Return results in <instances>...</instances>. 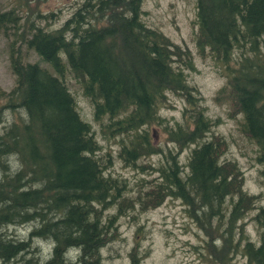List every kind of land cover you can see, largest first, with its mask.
I'll return each instance as SVG.
<instances>
[{
  "label": "trees",
  "instance_id": "trees-1",
  "mask_svg": "<svg viewBox=\"0 0 264 264\" xmlns=\"http://www.w3.org/2000/svg\"><path fill=\"white\" fill-rule=\"evenodd\" d=\"M15 1L27 9L36 0ZM194 2L196 52L219 64L225 83L215 100L223 96L229 118L240 116V132L256 146L257 162L263 164L264 184V0ZM141 5L142 0H80L55 30L33 24L31 15L19 25L13 10L0 13L14 76V86L0 91V116L21 108L25 119L18 117L0 131V230L30 228L21 241L0 233V264H42L38 241L50 247L43 264H101L100 251L113 241L117 218L157 208L167 198L189 208L187 216L204 232V261L230 264L239 254L247 264H264V203L244 190L238 165L222 158L225 140L213 135L204 140L215 123L187 82L192 55L149 26ZM27 52L33 61L24 59ZM66 75L80 86L101 132L118 138L117 159L140 174H155L139 180L135 194L127 195L124 180L108 173L110 156L99 154ZM168 94L186 105L179 122L159 114ZM152 125L163 129L174 152L152 144L147 130ZM188 146L181 166L178 154ZM152 155L160 158L157 167L138 164ZM10 157L13 170V164L3 165ZM112 206L115 213L104 214ZM250 213L256 242L249 240L244 223L237 224ZM132 253L129 264L138 258Z\"/></svg>",
  "mask_w": 264,
  "mask_h": 264
},
{
  "label": "rangeland",
  "instance_id": "rangeland-1",
  "mask_svg": "<svg viewBox=\"0 0 264 264\" xmlns=\"http://www.w3.org/2000/svg\"><path fill=\"white\" fill-rule=\"evenodd\" d=\"M79 1L36 0L29 2L26 9V6L22 7V3H17L15 0H0V13L13 10L14 15L19 18L16 20L19 25H22L31 15L33 24L44 30H55L68 19ZM194 1L142 0L141 9L146 12L144 20L149 26L160 30L173 43L186 47L192 55L194 69L185 72L187 82L198 93L196 95L199 98L197 104L204 109L206 116L215 123L204 140H209L211 135L225 140L226 148L222 158L238 165L243 173L244 190L249 194L260 195L264 203V184L259 177V171L263 168V164L257 162V148L241 134L240 116L235 117V119L229 118L230 105L227 101H223V96L217 95L218 101L215 100V93L225 83V79L220 74L219 64L216 65L208 56L200 57L196 52L194 46L196 31ZM17 5L18 7H16ZM38 13L46 14V19H42V17L38 19L36 16ZM263 48L264 37L260 51ZM24 59L29 62L34 60L32 54L28 52ZM229 62L232 63V61H228L227 65ZM65 84L74 98L79 117L89 123L93 131V136L100 146L99 154L110 156L108 173L111 177L124 180L129 188L127 195L135 194L137 191L135 185L139 184V180L144 178L149 180L155 174H140L134 168L124 166L117 159L118 138H108L107 134L101 132V124L93 120L91 104L80 94V86L76 84L75 80L73 81L69 75H66ZM13 86L14 76L9 68L6 39L0 33V91L8 92ZM167 101L168 104L159 110V114L170 123L179 122L182 112L186 108L184 101L173 94H168ZM18 117L24 119V112L21 108H15L14 111L5 110L0 116V131L6 129L10 125V121ZM104 122H106L105 119L102 123ZM147 130L154 146L163 151H175L174 145L166 141L167 137L160 126L152 125ZM190 149L191 146H188L178 154V161L181 166L187 162ZM12 160L13 158L10 157L3 165L10 164L11 166L13 164V170L16 164ZM159 162L160 158L157 155H152L139 160L138 164L157 167ZM186 211H189V208L184 207L178 200L167 198L159 207L143 213L138 210L125 212L124 216H119L116 220V235L113 241H109L100 251L101 264H129L128 256L134 259L133 250L135 257H138L137 261L135 258L134 264H209L201 257V255L205 256L206 252L202 249L206 240L204 232L199 229L196 222H193V219L187 216ZM194 211L196 212L195 209ZM114 213L115 207L112 206L104 214L111 215ZM252 215L253 213H250L243 222L240 221L237 224L244 223L243 229L249 240L256 242L258 240L257 231L252 222L248 220ZM212 227L210 225L208 229ZM29 229L28 225L7 226L0 230V233H4V239L13 238L21 241L25 240ZM244 231H242L243 234H245ZM39 242H35L34 245L42 251L40 261L43 264V261L49 260V252L47 253V251L50 247L45 241ZM215 244L218 245V242ZM72 254H74L73 251L68 255L69 259ZM27 258L29 257L24 256V260ZM230 259L228 260L231 262L230 264H247L245 258L239 254Z\"/></svg>",
  "mask_w": 264,
  "mask_h": 264
},
{
  "label": "bare ground",
  "instance_id": "bare-ground-1",
  "mask_svg": "<svg viewBox=\"0 0 264 264\" xmlns=\"http://www.w3.org/2000/svg\"><path fill=\"white\" fill-rule=\"evenodd\" d=\"M42 241V240H41ZM42 242H44V241H42ZM40 243V242H39ZM48 246V245H47ZM45 248V247H44ZM41 250V249H40ZM43 251H46L45 249H43ZM72 251H73V249H72ZM42 252V251H41ZM49 251H47V253H48ZM77 253V252H76ZM45 254V253H44ZM39 256V255H38ZM47 256V255H46ZM40 257V256H39ZM73 257V256H72ZM41 259V258H40ZM47 259V258H46Z\"/></svg>",
  "mask_w": 264,
  "mask_h": 264
}]
</instances>
